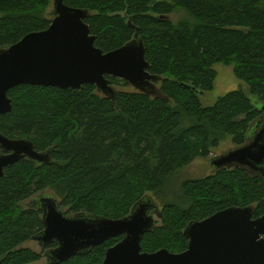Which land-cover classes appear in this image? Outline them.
Here are the masks:
<instances>
[{"label": "trees", "instance_id": "obj_1", "mask_svg": "<svg viewBox=\"0 0 264 264\" xmlns=\"http://www.w3.org/2000/svg\"><path fill=\"white\" fill-rule=\"evenodd\" d=\"M52 1L0 0V48L47 29L53 18L41 12ZM64 2L90 11L86 22L104 52L132 40L139 28L150 72L163 77V96L117 90L113 101L93 84L67 90L23 84L9 91L13 109L0 114V133L29 139L37 151H51L52 159L38 164L24 158L0 177V264L40 261L22 245L43 232V210L19 207L44 190L57 194L69 216L109 218L129 215L153 193L162 200L163 220L143 237L145 252L185 251L186 227L228 207L253 206L255 218L264 215V176L242 167L184 180L179 199L168 187L196 158L209 157L222 135L241 146L252 124L263 120L264 0ZM217 64L235 65L249 93L241 88L205 105L201 96L214 89ZM109 78L115 87L129 85ZM120 240L59 264H102Z\"/></svg>", "mask_w": 264, "mask_h": 264}, {"label": "water", "instance_id": "obj_2", "mask_svg": "<svg viewBox=\"0 0 264 264\" xmlns=\"http://www.w3.org/2000/svg\"><path fill=\"white\" fill-rule=\"evenodd\" d=\"M53 7L47 29L28 33L19 42L0 48V114L12 111L9 91L23 84L64 90L93 84L100 94L115 101L117 89L109 78L114 77L137 91L163 96L158 86L163 77L150 72L139 28L132 40L104 52L96 46V35L86 22L88 9L69 6L64 0H54ZM252 128L245 144L212 158L216 169L242 167L264 176V119ZM0 149V177L7 167L24 158L38 164H50L52 159L51 151H37L31 140L1 133ZM36 203L43 210L44 230L34 239L43 247L57 242L47 255L57 264L116 238L121 240L107 250L102 264H264V215L255 218L253 206H232L192 221L184 232L188 239L185 251L175 253L167 248L143 251V237L157 225L150 213L156 204L151 198L122 218L69 216L53 196L41 197Z\"/></svg>", "mask_w": 264, "mask_h": 264}, {"label": "rangeland", "instance_id": "obj_3", "mask_svg": "<svg viewBox=\"0 0 264 264\" xmlns=\"http://www.w3.org/2000/svg\"><path fill=\"white\" fill-rule=\"evenodd\" d=\"M53 1L52 3L46 7L41 12L44 14L45 17L53 18ZM52 13V16H51ZM172 19H178L177 16H172ZM215 70L217 71V78L215 80V86L214 89L210 92L205 93L201 96L203 103L205 105H212L214 104L220 97L230 93L231 91L239 90L241 88L245 89L246 92L249 93V89L246 85V83L235 75V65H225V64H217L215 65ZM115 86V85H114ZM160 87V84H158ZM117 90H123V91H135V88L132 85L128 86H116ZM255 103L256 98L252 99ZM256 105H259L258 103ZM260 106V105H259ZM260 106L259 108H261ZM264 114V112H263ZM264 119V117H263ZM188 125V121L186 122L185 126ZM255 125L252 124V127ZM252 135V132L249 133V136ZM239 147V145L234 143V138L230 134H224L220 138L219 146L211 148V153L209 157L203 158L199 157L196 158L189 166H186L185 168L181 169L169 182V189H171V192L169 194H176L179 196L181 194V183L184 180L188 179H196L201 178L207 175H211L214 172H216V167L211 162L212 158L219 157L222 155L227 154L229 151ZM47 196H53L55 197L59 202V198L57 194L52 190H44L40 191L36 195H34L32 198H30L27 201H24L20 204V209H27L32 207H39L38 204H34L35 201H37L41 197H47ZM149 198L155 201V206L153 209L150 210V213H152L155 216L157 225H160L163 220V203L162 200H160L159 197L154 195L153 193L148 194ZM65 210H68V208H65ZM64 210V211H65ZM66 212V211H65ZM24 248H29L33 250L34 252L41 255L40 261L33 262L30 264H48L47 259L45 257V254L48 250V246L43 249V246L39 243V241L35 240L34 238L28 240L22 245Z\"/></svg>", "mask_w": 264, "mask_h": 264}, {"label": "flooded vegetation", "instance_id": "obj_4", "mask_svg": "<svg viewBox=\"0 0 264 264\" xmlns=\"http://www.w3.org/2000/svg\"><path fill=\"white\" fill-rule=\"evenodd\" d=\"M258 122H261V121H258ZM257 124V123H256ZM256 124L254 125V127L256 126ZM253 128L251 129V132H253ZM251 136V135H250ZM12 139H15V138H12ZM3 153V151L0 149V154H2ZM34 204H37L36 203V201H35V203ZM44 248H46V247H43V249ZM46 250H48L47 252H46V254H45V257H46V259H47V262L49 263L51 260H50V258L47 256L48 254H50V251L52 250V248L50 247V245L48 246V248L46 249Z\"/></svg>", "mask_w": 264, "mask_h": 264}]
</instances>
